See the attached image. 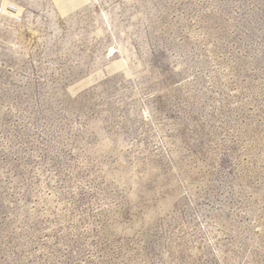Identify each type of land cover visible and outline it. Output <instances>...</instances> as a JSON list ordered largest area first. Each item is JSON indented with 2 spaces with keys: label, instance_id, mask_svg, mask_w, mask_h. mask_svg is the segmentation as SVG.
I'll return each instance as SVG.
<instances>
[{
  "label": "rangeland",
  "instance_id": "rangeland-1",
  "mask_svg": "<svg viewBox=\"0 0 264 264\" xmlns=\"http://www.w3.org/2000/svg\"><path fill=\"white\" fill-rule=\"evenodd\" d=\"M0 264H264V0H0Z\"/></svg>",
  "mask_w": 264,
  "mask_h": 264
}]
</instances>
